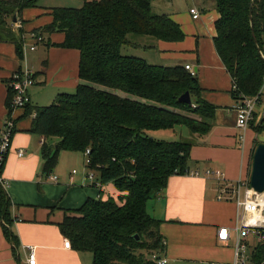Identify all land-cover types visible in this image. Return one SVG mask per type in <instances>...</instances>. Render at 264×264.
I'll use <instances>...</instances> for the list:
<instances>
[{
    "label": "trees",
    "instance_id": "1",
    "mask_svg": "<svg viewBox=\"0 0 264 264\" xmlns=\"http://www.w3.org/2000/svg\"><path fill=\"white\" fill-rule=\"evenodd\" d=\"M82 1L80 8H52L53 22L39 30L64 33V42L52 46L79 52V84L48 106L27 105L25 115L36 113L31 132L44 138L47 175L61 151L89 150L88 167L103 186L113 183L120 192L116 198H89L66 212L59 226L72 247L91 253L93 264H157L153 257L162 258L167 243L162 221L149 213V203L165 192L170 177L188 175L193 139L211 132L218 106L203 97L198 75L192 76L185 66L155 65L123 53L126 47L153 48L130 36L185 39L180 24L153 12V0ZM38 4L39 0H0V43L14 44L20 59L24 35L15 26L25 9ZM215 6L219 17L214 42L233 81L231 95L235 101L254 97L264 81V0H215ZM14 76L8 80L9 113ZM187 92L191 104L180 101ZM255 118L256 114L249 127L260 135L264 119L254 125ZM185 127L189 138L162 140L153 135ZM0 218L16 249L12 202L2 182ZM249 264H264V239L255 246Z\"/></svg>",
    "mask_w": 264,
    "mask_h": 264
},
{
    "label": "crops",
    "instance_id": "2",
    "mask_svg": "<svg viewBox=\"0 0 264 264\" xmlns=\"http://www.w3.org/2000/svg\"><path fill=\"white\" fill-rule=\"evenodd\" d=\"M66 1L71 0H39L37 7L22 12L15 26L24 35L22 59L14 44L0 43V138L8 122L15 131L3 182L15 219L11 228L18 237L15 249L5 236L4 220L0 218V264H27L28 247L35 248L36 264H93L91 253L77 251L72 245L65 248L64 241L69 238L62 235L59 225L68 210L80 208L87 199L116 198L120 194L113 183L99 189L86 179L87 166L85 171L81 170L86 158L83 153L61 151L56 167L47 175L42 158L44 138L31 132L33 116H26L25 109L19 108L9 113L7 107L8 80L27 68L35 77V86L29 91L35 106H48L59 95L76 90L79 52L52 46L64 42V33L39 31L53 22L52 8L68 6ZM192 1L184 10L166 13L180 24L185 39L158 41L159 57L195 68L204 89L203 97L218 106V110L211 132L193 139L189 166L201 174L170 177L165 192L149 203L148 210L162 221L161 233L167 243L162 258L167 264H234V229L240 224L242 213L235 190L239 182L250 181L259 135L251 127L241 129L237 124V102L231 95L233 81L214 42L218 12L204 7L206 0ZM192 8L200 11V18H193ZM260 99L262 105L255 113L259 118L264 116V94ZM153 135L165 140L190 137L181 128ZM19 150L24 151L22 157ZM206 169L221 171L223 176L208 177L204 174ZM51 175L58 180H50ZM245 189L241 188L242 199ZM225 227L232 230L226 243L218 238L220 229ZM255 237L260 238L249 236L250 244Z\"/></svg>",
    "mask_w": 264,
    "mask_h": 264
},
{
    "label": "built area",
    "instance_id": "3",
    "mask_svg": "<svg viewBox=\"0 0 264 264\" xmlns=\"http://www.w3.org/2000/svg\"><path fill=\"white\" fill-rule=\"evenodd\" d=\"M191 14L194 19H198L201 16L200 11L197 8L191 9ZM33 50L35 48H32ZM264 58V54H263ZM186 69L191 73L192 76L197 75V70L191 65H186ZM35 85L34 73L31 69H24L22 73L15 74L13 81L11 83V88L14 91V96L12 99V107L24 109L27 105L32 103L30 96V89ZM264 94V81L259 94L254 97H246L237 102V124L241 129H247L250 122L253 120L256 113L257 104L261 101V96ZM36 117V113L33 114V118ZM13 137V124L8 122L2 132L0 138V182L4 185L3 180V170L7 160V156L12 146ZM18 155L22 157L24 155L23 150H19ZM86 160L85 164L88 168L86 173V179L91 181L92 184L97 188H102V183L98 179L95 171L91 170L88 165L90 164V151L87 150L85 153ZM76 173V171H73ZM201 172L199 170H190L188 175L199 176ZM204 174L208 177H222L221 171H215L212 169H206ZM50 180H58L57 176H48ZM245 186V192L243 199L241 198V188ZM226 192V189L223 190ZM235 193L238 196L237 203L241 208L240 224L234 229L236 233V258L234 264H249L250 256L247 254L248 248V238L251 234L260 236L264 239L262 235V230H264V193H256L250 187V181H242L237 184V189ZM232 230L229 228H221L219 232V240L226 243L231 237ZM71 241L65 239V248H71ZM28 262L27 264H36V252L34 247H28ZM153 259L157 264H167L165 258H158L154 256Z\"/></svg>",
    "mask_w": 264,
    "mask_h": 264
},
{
    "label": "rangeland",
    "instance_id": "4",
    "mask_svg": "<svg viewBox=\"0 0 264 264\" xmlns=\"http://www.w3.org/2000/svg\"><path fill=\"white\" fill-rule=\"evenodd\" d=\"M66 2L68 3V6H65V7L80 8L83 5V1H81V0H71V1H66ZM192 3H193L192 0H153V12L155 14L171 13L173 11L184 10L185 8H187V5L190 6V5H192ZM206 5L204 4V7L216 11L215 0H206ZM129 39L133 40L135 42L141 43L143 45H146V46H153V48L146 49V48L126 47L123 49V53L144 58L148 61V63L155 64V65H162V66H175L176 65L174 62H166L165 60L160 59V57H159L160 51H159V48L157 46L158 41L156 39H153L150 37H132V36H130ZM73 92L74 91H72L71 93H73ZM48 105H50V104H48ZM261 105H262V102L260 101L257 104L256 109L258 110V108H260ZM262 119H264V116H262L261 118L256 116L255 121H254V125L260 124ZM185 130H187L186 127H185ZM187 132H188V130H187ZM162 134H164V133H162ZM164 136L166 137V135H164ZM157 139H162V140L164 139L165 140V138H160V136L157 137ZM256 142L264 143V133L259 135ZM82 160H84V158H82ZM85 160H86V158H85ZM81 164H82L81 170L83 171V169H84V171H85L86 164H84V162H82ZM252 164H253V161H252ZM251 171H252V168H251ZM261 241H262L261 238L255 237L253 239L252 243L248 246L247 254L250 257H251V254H252L255 246Z\"/></svg>",
    "mask_w": 264,
    "mask_h": 264
},
{
    "label": "water",
    "instance_id": "5",
    "mask_svg": "<svg viewBox=\"0 0 264 264\" xmlns=\"http://www.w3.org/2000/svg\"><path fill=\"white\" fill-rule=\"evenodd\" d=\"M14 22H17L16 16L14 17ZM180 101L191 104L190 93L187 92L181 96ZM250 187L256 193H264V143H260L254 152Z\"/></svg>",
    "mask_w": 264,
    "mask_h": 264
}]
</instances>
